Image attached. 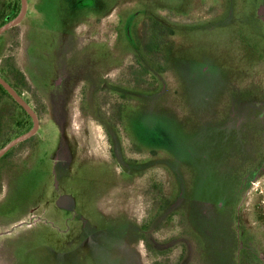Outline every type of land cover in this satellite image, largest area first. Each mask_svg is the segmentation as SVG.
Returning a JSON list of instances; mask_svg holds the SVG:
<instances>
[{"label": "rangeland", "instance_id": "374dc122", "mask_svg": "<svg viewBox=\"0 0 264 264\" xmlns=\"http://www.w3.org/2000/svg\"><path fill=\"white\" fill-rule=\"evenodd\" d=\"M263 3L28 0L0 61L40 126L0 157V264H264ZM20 112L0 92V149Z\"/></svg>", "mask_w": 264, "mask_h": 264}, {"label": "flooded vegetation", "instance_id": "af4514ba", "mask_svg": "<svg viewBox=\"0 0 264 264\" xmlns=\"http://www.w3.org/2000/svg\"><path fill=\"white\" fill-rule=\"evenodd\" d=\"M19 0H0V28L2 26H4L5 24H7L8 22L12 21L13 19H15L18 15H19V12L16 11V12H9V9L11 8H19ZM28 12V11H27ZM27 14V13H26ZM26 16V15H25ZM18 23L16 24H13L12 26H10L9 28H7L6 30L2 31L0 33V37L5 33L7 32V30H9L10 28L16 26ZM114 57L116 56L115 54L113 55ZM4 66V64H3ZM2 63L0 61V77L5 79V81H7L12 87L13 89L18 93V94H21L23 96V98L31 105V107L37 112V110L35 109V106L24 96V93L22 92H19V82H14L12 78H9L6 73L4 71H2ZM111 67V66H109ZM109 67H106V69H108ZM98 71H90L86 74H84L86 76V79L89 80V82H86L85 84L88 85V88H93V89H105V88H110L109 86L112 85L114 82L113 80H109V81H106V80H103V77H104V73L106 72V70L104 71V73H102V79L101 81H98L96 78L98 76H100L98 73ZM109 73V72H108ZM80 75H83V74H80ZM79 75V76H80ZM109 74H106L105 77H107ZM147 74L144 73V76H146ZM63 80L60 79L58 80L57 82L58 83H61ZM115 81V80H114ZM0 92L8 95L11 99H13L16 104H18L21 108V112L19 113V119L22 120L23 116H24V112L26 113V115L32 119L33 121V125H34V119H33V116L32 114L24 107L23 104H21L19 102V100L10 92V90L0 81ZM69 90L68 92L64 93L63 96H66L69 95ZM5 97V96H4ZM7 97V96H6ZM38 114V112H37ZM39 115V114H38ZM137 131H140V130H136V135H137ZM38 133V131L33 134L31 137H33L34 135H36ZM30 138V137H29ZM28 139V138H27ZM140 142H145V139L142 137L139 139ZM68 146H66L65 148V153H70V150L67 149Z\"/></svg>", "mask_w": 264, "mask_h": 264}, {"label": "water", "instance_id": "95a60500", "mask_svg": "<svg viewBox=\"0 0 264 264\" xmlns=\"http://www.w3.org/2000/svg\"><path fill=\"white\" fill-rule=\"evenodd\" d=\"M27 2H28V0H22V9H21L19 15L15 19H13L12 21H10L7 24H5L4 26H2L0 28V33L2 31L6 30L7 28H9L10 26H12L13 24L21 22L23 20V18L25 17V15L27 13ZM261 12L263 13V17H264V3L261 7ZM0 81L10 90V92L19 100V102L24 105V107L32 114L33 119H34V125L29 131H27L24 134L16 137L15 139L11 140L9 143H7L4 147H2L0 149V157H1L4 154H6L7 151H9L15 144L31 137L33 134H35L38 131L39 126H40V118H39V115L37 114V112L23 98V96L21 94H18L13 89V87L7 81H5V79L0 77Z\"/></svg>", "mask_w": 264, "mask_h": 264}, {"label": "bare ground", "instance_id": "6f19581e", "mask_svg": "<svg viewBox=\"0 0 264 264\" xmlns=\"http://www.w3.org/2000/svg\"><path fill=\"white\" fill-rule=\"evenodd\" d=\"M128 209H130V207Z\"/></svg>", "mask_w": 264, "mask_h": 264}, {"label": "crops", "instance_id": "0c3cea01", "mask_svg": "<svg viewBox=\"0 0 264 264\" xmlns=\"http://www.w3.org/2000/svg\"><path fill=\"white\" fill-rule=\"evenodd\" d=\"M130 210V209H129Z\"/></svg>", "mask_w": 264, "mask_h": 264}]
</instances>
